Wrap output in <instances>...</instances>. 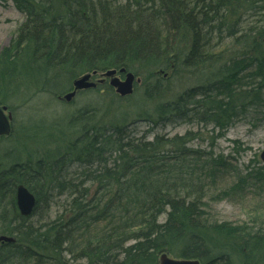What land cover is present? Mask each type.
<instances>
[{"label": "trees", "instance_id": "obj_1", "mask_svg": "<svg viewBox=\"0 0 264 264\" xmlns=\"http://www.w3.org/2000/svg\"><path fill=\"white\" fill-rule=\"evenodd\" d=\"M13 2L25 19L0 51V106L13 115L1 140L18 154L0 166V236L16 241L0 242V264H159L162 253L264 264V229L218 221L208 202L232 171L218 198L264 189V163L243 174L213 150L238 122L264 125V0ZM114 68L141 79L132 95L105 81L64 116L18 126L22 107L58 104L80 76ZM180 123L193 127L166 133ZM20 184L36 197L28 217Z\"/></svg>", "mask_w": 264, "mask_h": 264}, {"label": "rangeland", "instance_id": "obj_2", "mask_svg": "<svg viewBox=\"0 0 264 264\" xmlns=\"http://www.w3.org/2000/svg\"><path fill=\"white\" fill-rule=\"evenodd\" d=\"M25 15L20 12L14 5L13 0H0V51L3 47L10 43L13 35L15 34L18 26L24 21ZM98 77L94 78L95 80ZM215 80V78L204 79L199 82H191L184 85L181 90L195 86L196 84L209 83ZM141 82V81H140ZM82 93H79L73 98L71 103L59 101L58 104L47 103V101L40 103L38 107H22L21 117L18 120V126L23 123V120L29 116L31 120L37 121L44 116H55V113L64 116L66 110L73 109L78 106V102ZM127 103V102H126ZM131 120V119H130ZM137 126V129L143 131L148 128V122L139 121L133 124V127ZM193 124L180 123L170 124L166 127V133L174 135L176 133H185L188 129L192 128ZM198 126L195 125L196 130ZM20 129V127H19ZM211 127L208 128L210 131ZM233 140H240L242 142V148L246 150L237 153L233 150ZM195 148L201 146L208 151L210 147L206 142L200 143V141H194L192 144ZM17 146L11 140L0 141V166H10L16 162L14 155L16 153ZM215 154H223L231 165L240 173L245 174L248 170L247 165L250 160H253L255 164L261 160V153L264 151V125L258 128H253L245 122H238L227 131L226 135L217 139L214 147ZM18 154V153H16ZM25 159V156H22ZM249 171V170H248ZM236 172L232 171L209 192V205L210 212L214 219L218 221H230L234 224L249 225L255 229H264V189L260 187H248L242 193L238 195H232L229 197L218 195L223 189L231 188L236 180Z\"/></svg>", "mask_w": 264, "mask_h": 264}, {"label": "water", "instance_id": "obj_3", "mask_svg": "<svg viewBox=\"0 0 264 264\" xmlns=\"http://www.w3.org/2000/svg\"><path fill=\"white\" fill-rule=\"evenodd\" d=\"M96 74L97 71H94L93 73H86L77 78L73 83L74 90L64 95L63 99L70 102L78 91L96 87L97 83L91 81L92 76ZM119 74L124 75V79ZM101 77L103 80H100V82H104V79L108 78L110 85L122 97L133 94L135 82L140 81L139 78L136 79L134 73L128 72L126 68H121L119 71L115 68L107 70L101 74ZM5 111H7L6 107L0 108V138L11 133L13 115L11 112H8L6 115ZM261 159L264 161V151L261 153ZM16 200L21 214L26 217L31 216L36 206V197L25 185L20 184L17 187ZM15 241V238L11 236H0V242L14 243ZM160 264H201V262L194 259H174L164 253L160 258Z\"/></svg>", "mask_w": 264, "mask_h": 264}]
</instances>
